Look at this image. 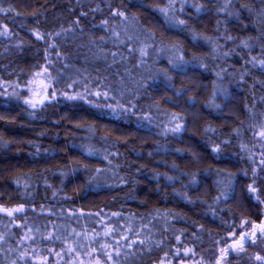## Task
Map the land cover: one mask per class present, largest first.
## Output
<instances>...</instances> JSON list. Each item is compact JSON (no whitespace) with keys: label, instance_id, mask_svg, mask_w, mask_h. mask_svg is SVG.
<instances>
[{"label":"trees","instance_id":"obj_1","mask_svg":"<svg viewBox=\"0 0 264 264\" xmlns=\"http://www.w3.org/2000/svg\"><path fill=\"white\" fill-rule=\"evenodd\" d=\"M0 8V85L45 68L71 97L0 89V264H213L264 240V0Z\"/></svg>","mask_w":264,"mask_h":264},{"label":"rangeland","instance_id":"obj_2","mask_svg":"<svg viewBox=\"0 0 264 264\" xmlns=\"http://www.w3.org/2000/svg\"><path fill=\"white\" fill-rule=\"evenodd\" d=\"M0 89L4 92V97L9 98L11 100H15L21 104L27 105L30 108H36L48 102L50 100H54L57 98L63 100H70L69 95L65 94H58L56 93L51 84V78L49 76L48 71L44 68L37 72H34L29 75L27 78L26 84L23 86H19L17 84L9 83L0 85ZM35 105V107H33ZM264 209V208H263ZM262 225H264V218L262 221ZM253 228L251 227L249 231L245 232L248 235L251 234ZM258 234V233H257ZM254 235L253 238H249V242L244 245V250L246 251H238L234 252L231 258L227 259L226 261H233L228 263L224 261L222 264H237L236 259H238L241 254L249 255L251 259V264H264V240L263 238L260 239L258 235ZM241 235L239 234L235 238L232 239L231 243L238 240ZM254 241V242H253ZM257 257H260L259 259ZM235 260H234V259ZM158 264H168L166 262H161ZM213 264H218L215 260ZM242 264V263H238Z\"/></svg>","mask_w":264,"mask_h":264},{"label":"snow or ice","instance_id":"obj_3","mask_svg":"<svg viewBox=\"0 0 264 264\" xmlns=\"http://www.w3.org/2000/svg\"><path fill=\"white\" fill-rule=\"evenodd\" d=\"M158 10L162 13L167 14V9H165V8H159ZM2 11H6V10L3 8H0V12H2ZM120 14L123 15V13H120ZM181 23H183V21H181ZM3 34H5V33H0V35H3ZM262 63H264V62H262ZM70 99H71V97H70ZM33 107H35V105H33ZM262 135H264V133H262ZM21 210L22 209H16V211H21ZM9 214L11 215V211L9 212ZM253 235H255V233H253ZM260 236L264 237V225L260 226ZM248 242H249V237L246 235H241L239 237V239L234 242V245L232 246V250L238 249L240 251H243L244 245ZM225 251H228V250H225ZM257 258L259 259L260 257H257ZM218 264H219V262H218Z\"/></svg>","mask_w":264,"mask_h":264},{"label":"flooded vegetation","instance_id":"obj_4","mask_svg":"<svg viewBox=\"0 0 264 264\" xmlns=\"http://www.w3.org/2000/svg\"><path fill=\"white\" fill-rule=\"evenodd\" d=\"M247 236H249V235H247ZM225 250H228V251H225ZM238 251H240V250L237 249V250L232 251L229 248L228 249L225 248L223 251H220V256L218 258L219 264H222L224 260L231 258L232 254L234 252H238Z\"/></svg>","mask_w":264,"mask_h":264},{"label":"water","instance_id":"obj_5","mask_svg":"<svg viewBox=\"0 0 264 264\" xmlns=\"http://www.w3.org/2000/svg\"><path fill=\"white\" fill-rule=\"evenodd\" d=\"M254 237V235H252L250 238H253ZM235 242V241H234ZM234 242H232L230 245H229V248H230V250H232V246L234 245ZM232 251H234V250H232Z\"/></svg>","mask_w":264,"mask_h":264}]
</instances>
